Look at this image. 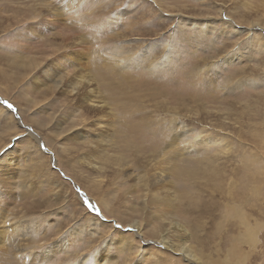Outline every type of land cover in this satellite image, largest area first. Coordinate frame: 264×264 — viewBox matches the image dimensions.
Returning a JSON list of instances; mask_svg holds the SVG:
<instances>
[{
  "label": "rangeland",
  "instance_id": "1",
  "mask_svg": "<svg viewBox=\"0 0 264 264\" xmlns=\"http://www.w3.org/2000/svg\"><path fill=\"white\" fill-rule=\"evenodd\" d=\"M35 7L40 12L33 18ZM37 20L42 27L35 25ZM228 20L236 26L235 33L230 25L224 27ZM206 21L205 31L196 30V22ZM53 26L55 29H50ZM251 31L257 36L255 43L250 42ZM66 38L69 40L64 43ZM172 38L173 55H164L165 43ZM263 42L264 0H0V169L9 151L17 150L19 156H24L18 159L15 171L0 176V215H4L0 221L2 226L10 224L4 236L12 234V243L25 250L17 252L13 264H190L192 257L198 260L194 264H264V185L258 200L244 190L242 204L248 227L256 234L254 247L230 240L242 232L232 220L223 219L227 182L221 179L222 187L215 190L216 181L210 180L207 185L214 192L194 183L190 185L198 191L180 185L184 190L178 197L175 194L174 211L187 232L180 234V241L175 240L176 236L169 240L173 245L179 242L170 250V246L161 248L159 236L145 235L148 220H155L162 228L171 227L168 221H159V202L153 197L140 201L138 196L143 190L133 176L124 183L111 175L116 169L114 151L131 158L132 166L139 159L162 166L166 156H157L160 148L176 141L187 154L195 148L191 144L202 129L208 131L206 136L215 135L217 144H226L229 150L212 149L213 156L199 155L195 163L202 164L212 157L217 164H211L212 168L219 165L216 168L221 172L239 173L245 160L264 175ZM74 49L79 51V62L89 59L92 68L82 70L74 60L67 68L68 59L61 62L67 55L73 56ZM146 51L153 55L151 61L163 56L156 69L149 68L147 61L133 64L127 60L128 65L117 68L106 65L105 57L136 59L137 54ZM52 58L47 77L41 66ZM181 73L189 77L187 87L195 95L191 92L175 97L174 103L164 96L150 101L151 87L163 86ZM49 75L57 80L62 77V84L56 85ZM80 76L95 79L82 92H97L96 98H91L95 101L93 107L79 103L83 95L70 96L62 94L63 89L46 88L72 85L80 91ZM71 88H67L68 93ZM4 101L16 111L7 110ZM74 104L80 112L71 108ZM6 111L9 114L5 115ZM103 111V121L112 123L102 126L97 141L90 145L89 133ZM9 129L16 134H3ZM81 129L84 134L79 137ZM1 140L7 144L2 145ZM111 143L114 151L105 153ZM91 153L95 158L88 161L97 170L88 165L74 167L75 162L81 163L82 156ZM180 165L195 167L185 159ZM72 169L75 173L70 172ZM49 174L52 180L48 184ZM234 181L239 188V182ZM134 183L135 189L131 187ZM27 185H32L31 189ZM113 189L117 190V198H113ZM120 191L132 192L133 211L124 212L128 199L124 201ZM158 191L166 197L165 190ZM191 192L194 194L189 197ZM86 202H91L94 210ZM137 224L145 229L140 238L132 229ZM38 226L39 232L34 235ZM144 241L149 245L146 248ZM231 248L234 251L230 253ZM0 264L12 263L0 258Z\"/></svg>",
  "mask_w": 264,
  "mask_h": 264
},
{
  "label": "bare ground",
  "instance_id": "2",
  "mask_svg": "<svg viewBox=\"0 0 264 264\" xmlns=\"http://www.w3.org/2000/svg\"><path fill=\"white\" fill-rule=\"evenodd\" d=\"M63 1V0H61ZM69 0H66V2H68ZM72 3V2H71ZM46 7V6H45ZM62 9V8H61ZM60 9V10H61ZM221 9V8H220ZM219 9V10H220ZM64 10V9H63ZM42 11V10H41ZM222 11V10H221ZM34 17L35 16L37 17L39 12H40V8L38 7H35L34 8ZM45 12V11H44ZM43 12V13H44ZM47 13V12H46ZM44 16V15H42ZM49 17V16H48ZM47 16L45 17L46 19L48 18ZM51 17V16H50ZM59 20V19H58ZM57 20V21H58ZM194 21V20H193ZM209 21V20H208ZM212 20H210L211 22ZM192 22V21H191ZM209 22V23H210ZM195 23V22H194ZM193 23V24H194ZM222 23V22H221ZM60 24V23H59ZM62 24V23H61ZM191 24V23H190ZM196 28H199V29H196V28H193V29H196L198 31H205V29H207V21L206 22H202V23H199V22H196ZM35 25H38L37 27H42V25L38 22V20L36 21ZM45 25V24H43ZM64 25V24H63ZM224 27L227 26V25H230L231 27H233L234 29V33H235V25L232 24L231 21L228 20V22H225L224 24ZM192 26V25H191ZM194 26V25H193ZM213 26V25H212ZM52 27V26H51ZM217 27V26H215ZM254 27V26H253ZM52 30L55 29V27L53 26V28H50ZM39 33L41 32V29L39 28ZM252 30V29H251ZM223 32V31H222ZM149 33V32H148ZM223 33H227L226 31L223 32ZM255 34V31H251L250 32V42L251 43H255L257 41V36H254ZM174 38L170 39V41L168 43H165L166 47H165V54H167L169 52V54L173 55V50H171L170 48V44L171 42L173 41ZM64 43L69 40V39H63ZM225 40V39H224ZM70 42V41H69ZM139 43V42H138ZM72 46V45H71ZM77 46V45H76ZM74 46V47H76ZM151 46V45H150ZM152 47L149 48V50L152 52ZM81 49V48H79ZM142 49V48H141ZM73 50V49H72ZM75 50V49H74ZM54 51V49H52V52ZM78 50H75V51H72L71 54L72 55H67L65 59H62L61 62H64L66 61V59H68V65H67V68H69L71 65V63L74 61L78 62L77 65L78 67H80V69L82 70H86L87 66L92 68V62H90L89 59H86L87 61L85 62H79L80 61V57H79V51L77 52ZM142 51V50H141ZM175 51V50H174ZM56 52V50H55ZM82 52V50H81ZM94 52V51H93ZM263 52H264V42H263ZM68 54V52L66 53ZM84 54V52H83ZM86 55V54H85ZM90 55V54H89ZM175 55V54H174ZM57 56V55H56ZM60 56V55H59ZM58 56V57H59ZM148 56V57H146ZM150 56H153L152 54H149V51H146L142 54H137L136 55V59H134L133 57L129 56L127 58V56H124V55H116V56H110V58H106L105 57V61H106V65L108 68H117V67H123L125 65H128L126 63V61H130L131 63L133 64H136L137 62H139V64H141V62L143 61H147L149 64V68L151 69H156L158 67V65L161 63L162 59H163V56L157 60V61H151V57ZM55 57V56H54ZM86 58H87V55H86ZM158 58V57H157ZM57 59V58H56ZM53 58L51 59L50 63H44L43 66H41V72L48 77V74H49V67L52 65L51 63L53 62ZM137 60V61H136ZM156 60V59H155ZM228 60H232L230 57L228 58ZM59 61V60H58ZM236 61V60H235ZM60 62V61H59ZM87 62V63H86ZM147 62H144V63H147ZM226 62V61H225ZM95 64V63H94ZM56 65V64H55ZM62 65V64H60ZM98 65V64H97ZM94 67V66H93ZM200 67V66H199ZM23 68V66L21 67ZM95 68V67H94ZM198 68V67H197ZM201 68V67H200ZM198 68V69H200ZM196 69V68H195ZM213 69L214 70H217V66H213ZM28 69H24V71H27ZM205 70V69H204ZM196 71V70H195ZM201 71V70H200ZM211 71V70H210ZM187 73H189L187 71ZM209 76V75H208ZM49 77H52L49 75ZM57 77V76H56ZM191 77V75H190ZM197 77V76H196ZM58 80L57 78L56 79H53V77L51 79H53V82L56 84V85H61L62 84V77L58 76ZM175 78L177 79V81L175 80ZM187 78H189L187 75H185L184 73H181L177 76H174L172 77V79H168V81L164 82L163 86L160 85V86H157V87H151L150 88V94L152 95V98L150 101H153L154 99H156L157 97L155 96H164V98H167V99H171L172 102L175 100V97H182V96H186L187 93H191L193 91H190L189 90V87H187ZM181 80H185V81H182ZM195 80V79H194ZM66 82L69 83V81L66 79ZM90 82H95V79H89V78H84L82 76L79 77V80H78V87L80 88V91L78 90V88H75V87H72V85H67V86H63V87H55L53 85H46V88L49 89V90H54V89H63L62 90V94H69L70 96H78V95H83V97L81 98V100H79V103L81 104H85V102L88 103V106L90 105L91 107L94 106L95 104V101L91 100V98H96L94 96V94H96L97 92L94 91V90H89L88 92L86 93H82L84 92V90L87 88V87H90L91 86V83ZM183 83V84H182ZM246 83V82H245ZM1 87V85H0ZM67 88H71L70 92L68 93L67 92ZM81 92V93H79ZM193 95H195V93L193 92ZM198 95V94H197ZM199 96V95H198ZM145 100V99H144ZM166 101V100H165ZM165 101H163L165 103ZM127 102V101H126ZM168 102V101H167ZM98 103V102H97ZM174 103V102H173ZM86 105V104H85ZM161 105V104H160ZM162 106V105H161ZM165 106V105H164ZM76 108V110H78L80 112V108L74 104L71 108ZM127 107V106H126ZM124 107L122 109V113H120V115L123 117L124 115V110L125 108ZM154 108V107H153ZM152 108V110H153ZM149 109H151L149 107ZM144 110V109H143ZM148 110V109H147ZM151 110V111H152ZM245 110V109H244ZM153 112V111H152ZM156 112V111H155ZM156 115V114H155ZM106 117L105 115V112L103 111V113H100V117H98L97 119L94 120V123H95V128H93L90 133H89V139L87 140V143L92 145V143L94 141H97L98 137H99V129H101V127H107L109 126L111 122L109 123H105L103 121V118ZM241 119V118H240ZM238 120V119H237ZM239 122V120L237 121ZM55 123L57 124V121H55ZM109 124V125H108ZM221 129V128H220ZM227 129V128H225ZM70 132H74L73 129H70L69 130ZM206 131L205 129H202L201 132L197 135V138L193 141V143L191 144V146L194 145V149L187 153V154H183L182 153V150L183 148L181 147V144L180 143H177L176 141H173L171 143H167L165 144L162 148L159 149L158 151V155L157 156H166V158L164 160H162L161 162L162 163V166H156L154 165V163H152L151 161L149 160H143L140 161L139 159V163L135 162L134 165L132 166V163H131V158H128L127 155L125 156L123 153H119V152H116L114 151V149H112L113 147V144H108L107 148L104 149V152L105 153H108V151H114L115 154L113 155V162L116 166V169L114 171L111 172V175L112 176H115V181L117 179L118 180H123L124 183H127V180L128 178H130L131 176H133V178L135 180H138V187H142V190H143V193L142 195L139 197L138 196V199L140 198V201L142 202H146L149 198L153 197V199L156 201V202H159L156 206V208L158 209V211H161L159 212L160 214V220L159 221H168V224L171 226L169 228H162V227H159L157 224L154 223V221L152 222L151 220H148L147 223H146V234L144 233V228L142 227L141 224H137L135 225L132 229L136 232V234L138 235V238H140V236H142L144 233L146 236H153L154 238H157L158 236L160 237L159 239V243L161 244V248H169L168 246H170V250L173 249L174 246L178 247V243L173 245L171 242H169V240L176 236L177 238L175 240H178L180 241V234H184L187 232V229L182 225L181 221L175 216V211L176 208H177V204L175 203V199H177L175 197V194L177 195V197L179 195L182 194V191L184 189H182L183 187H180V185L186 187L187 185H190L192 183H194V186L195 184L198 185V188H200L199 186H204V188L210 190L211 192H214V189L210 188L207 184L208 182H210V180L214 179L216 181V185H215V190H219L221 187H222V184H221V179L222 181L224 182H227V203H225L223 205V208H224V212H223V219L224 221H230L232 220L235 225H237L239 231H241L242 233H239V235H232L231 236V241L232 240H235V241H239V242H246L245 244L248 245L249 247H254V244L256 243V234H255V231L253 228H250L248 227V218L246 216V211H245V206L243 203L244 201V198L246 197V195H244V190H248L250 191L251 193V196L253 198H255L256 200H258L259 197L262 196V191H261V188L263 187L264 185V175H263V172L262 170H260V168L258 169L257 167H254V166H251V165H248V163L244 160L243 161V165H242V170L241 172L238 171V169H236L239 173H236V171H231L230 169V172H221L220 170H217V168H219V165L218 167L216 166L217 164L213 161H211L213 158L212 157H209V160L208 161H205L204 163L202 164H197L195 163V159L196 157H198L199 155H203L205 156L206 154H211L212 155V152L211 150L212 149H221V148H226L227 150H229V147H227V145L225 144L224 146H219L217 144V141L219 140L215 135H212V136H206ZM231 133V132H230ZM3 134H8V135H15L16 134V131L14 130V132H11V130H7L5 131ZM78 136L79 137H82L84 132H83V129L81 130H78L77 132ZM151 134V133H150ZM177 137V136H176ZM222 138V137H221ZM229 139V138H228ZM227 139V140H228ZM223 141V140H222ZM230 141V140H229ZM1 142L3 143L2 145H6L7 143L4 142V140H1ZM228 143V141H227ZM232 143V142H231ZM217 144V146L215 145ZM223 144V143H222ZM221 144V145H222ZM229 144V143H228ZM211 145V146H210ZM213 145H215L213 147ZM230 145V144H229ZM186 146V145H185ZM210 146V147H208ZM237 146V145H236ZM133 147V146H132ZM181 147V148H180ZM204 147V148H203ZM232 147V146H231ZM252 147V146H251ZM1 148V147H0ZM115 148V147H114ZM191 148V147H190ZM116 149V148H115ZM127 149V148H125ZM225 149V152L227 151ZM241 149V148H240ZM238 149V150H240ZM121 150V149H120ZM139 150V149H138ZM222 150V149H221ZM128 151V150H127ZM127 151L125 152L127 154ZM131 151V150H130ZM137 151V150H135ZM217 151V150H215ZM241 151V150H240ZM211 152V153H210ZM239 152V151H238ZM244 152V151H243ZM131 153V152H130ZM216 154V152H214ZM227 153V152H226ZM240 153V152H239ZM238 153V154H239ZM132 154V153H131ZM153 154V152H152ZM219 154V151L218 153ZM216 154V155H217ZM144 155V154H143ZM149 155V154H148ZM112 156V154H109V157ZM136 156H138V154H136ZM224 156V154H223ZM226 156V155H225ZM131 157V155H130ZM134 157V156H133ZM132 159H135L133 158ZM147 157V155H146ZM149 157V156H148ZM215 157V156H214ZM217 157V156H216ZM215 157V158H216ZM219 157V156H218ZM24 159V156H19L18 155V152L17 150H12V151H9L5 157H4V160H5V166L3 169H0V176H3L4 174L7 173L8 170H14L16 169L18 166L17 164V161L18 159ZM88 158H95V156L93 155V153L90 154V156H82V159L80 160L81 163H77L75 162V168L77 167H80L81 165H88L89 168L91 169H94V170H97L98 168L94 165V164H91L89 161H88ZM137 158V157H136ZM141 158V156H140ZM41 159V157L38 158V161ZM71 159V158H70ZM73 159V158H72ZM142 159V158H141ZM181 159H185L186 161H191V163H194L195 167H191V165L189 166H184V165H180V160ZM219 159V158H217ZM137 160V159H136ZM219 160H222V159H219ZM218 160V161H219ZM224 161H226V159H223ZM222 160V161H223ZM193 161V162H192ZM249 161V160H247ZM252 161V160H251ZM29 162V161H28ZM104 162L105 163H108V160L105 158L104 159ZM147 162H149L147 164ZM207 162V163H206ZM69 163V162H68ZM72 163V162H71ZM131 163V164H130ZM206 163V164H205ZM216 164L215 166V169L212 168L211 166L213 164ZM218 163V162H217ZM242 163V162H240ZM139 164V165H138ZM205 164V165H204ZM212 164V165H211ZM137 165V166H136ZM200 165V166H199ZM204 165V166H203ZM254 165V164H253ZM148 166V167H147ZM210 166V167H208ZM221 166H222V163H221ZM134 169H133V168ZM208 167V168H206ZM68 168V167H67ZM74 168V169H75ZM222 168V167H220ZM237 168V167H236ZM69 169V168H68ZM74 169L70 170L71 173H75L74 172ZM223 170V169H222ZM15 171V170H14ZM11 174V173H10ZM7 175V174H6ZM49 178H48V184L49 182L52 180V177H51V174H49ZM136 175H139V179H136ZM7 177V176H6ZM11 177V176H10ZM3 178V177H2ZM9 178V177H7ZM78 178V176H77ZM95 179L99 180L100 179V176H94ZM109 178V177H108ZM125 178V180H124ZM132 178V177H131ZM4 179V178H3ZM6 179V178H5ZM4 179V180H5ZM111 179V178H110ZM188 179V181L186 180ZM112 180V179H111ZM189 180H193V182H190ZM238 181L239 184H240V187L237 188L235 187V181ZM0 181H1V178H0ZM82 181V180H81ZM120 181V182H121ZM133 181V180H131ZM187 181V182H186ZM110 182V181H109ZM112 182V181H111ZM110 182V183H111ZM116 183V182H115ZM11 184V183H10ZM9 184V185H10ZM118 184V183H117ZM120 184V183H119ZM106 185V184H105ZM127 185V184H126ZM31 186L29 187V185L26 186V188H29L31 189ZM111 186V185H110ZM124 186V184H123ZM191 186V185H190ZM193 186V184H192ZM191 186V188H192ZM207 186V187H206ZM11 187V185H10ZM107 187V186H106ZM116 189H119L117 187V185L115 186ZM126 187V186H125ZM129 187V186H128ZM132 188H136L135 186V183L133 185H131ZM137 187V189H138ZM189 187V186H187ZM186 187V188H187ZM197 187V186H196ZM121 188V187H120ZM130 188V187H129ZM131 188V189H132ZM115 189V188H114ZM113 189V190H114ZM165 190V192L163 194H166V197L164 195H161L159 193L158 190ZM194 189V188H192ZM196 189V188H195ZM194 189V190H195ZM122 190V189H121ZM130 190V189H129ZM182 190V191H181ZM192 190V191H194ZM197 191L199 189H196ZM5 191V190H4ZM25 191H22V195L24 196L25 194ZM115 191V194H114V197L113 198H117L116 197V191L117 190H114ZM135 191V190H134ZM133 191V192H134ZM6 192V191H5ZM8 192V191H7ZM122 192V191H120ZM119 192V193H120ZM209 192V191H208ZM118 193V192H117ZM124 197H125V200L124 201H127L128 199V202L127 204H124V207H125V213L128 211V209L131 211L134 210L135 208V204L133 202V199L132 198V192L128 191V192H122ZM184 193V192H183ZM192 195L190 194V196H193V192H191ZM210 193V192H209ZM111 195V194H109ZM139 195V194H138ZM186 195V194H185ZM28 196V195H27ZM134 196V195H133ZM184 197V196H183ZM188 197V196H187ZM188 197V199H189ZM15 198V197H14ZM112 198V199H113ZM192 198V197H191ZM264 198V197H263ZM84 200H87L86 198H83ZM111 199V198H110ZM21 200V199H20ZM114 200V199H113ZM12 201V200H11ZM14 201V199H13ZM116 201V200H114ZM150 201V199L148 200ZM261 201V200H259ZM117 202V201H116ZM130 202V204H129ZM180 202V201H178ZM91 203V202H90ZM118 203V202H117ZM120 203V202H119ZM140 203V202H139ZM162 203V204H160ZM175 203V204H174ZM144 204V203H143ZM110 205V204H109ZM153 205V204H152ZM253 206V205H252ZM7 208V207H6ZM30 210H32V208H29ZM3 210V209H2ZM27 210V209H26ZM154 210V209H153ZM149 211V210H148ZM1 212V211H0ZM6 212V211H5ZM146 212V211H145ZM144 212V213H145ZM151 212V211H149ZM143 213V214H144ZM1 214V213H0ZM3 216L0 217L2 218L3 220ZM85 216V215H84ZM116 217V215H115ZM140 218V217H139ZM155 218V217H154ZM89 222V221H88ZM134 223V222H133ZM9 227H10V224L6 225L5 226H2V221H0V258L2 259H5L8 263H12L13 264V257L16 258L18 256L17 252H21V251H25L24 249L21 250L19 249L18 247H16L13 243H12V234H8V236H4L8 231H9ZM259 227V225H257V228ZM264 227V226H263ZM3 230H2V229ZM39 226H38V229L34 230V235L37 233V231L39 230ZM221 228V224L219 226V230ZM42 229V228H41ZM42 232V230H40ZM39 232V231H38ZM37 235V234H36ZM69 236V235H68ZM75 237V236H74ZM3 238V240H2ZM71 238V237H70ZM175 238V237H174ZM183 238V237H181ZM144 245H143V248H146V245L149 246L147 244V241H144ZM4 243L6 245H4ZM234 245V244H233ZM182 247V246H181ZM18 248V249H17ZM142 248V249H143ZM64 249V248H63ZM62 251V250H61ZM162 251V249H161ZM160 251V252H161ZM234 249L231 248L230 249V253L233 252ZM157 252V251H156ZM173 252H176V251H173ZM188 253V252H187ZM186 253V254H187ZM174 254H178V253H174ZM190 255V254H189ZM191 256V255H190ZM140 257V256H139ZM146 257V256H145ZM192 257V256H191ZM193 259V261H192ZM191 260H188V262L190 264H194L196 261V259H194V257H192ZM108 260V259H107ZM140 260V258H139ZM110 261V260H109ZM112 261V260H111ZM116 261V260H115ZM103 262V261H102ZM114 262V261H113ZM103 264V263H102ZM106 264V263H105ZM225 264V263H224Z\"/></svg>",
  "mask_w": 264,
  "mask_h": 264
},
{
  "label": "snow or ice",
  "instance_id": "3",
  "mask_svg": "<svg viewBox=\"0 0 264 264\" xmlns=\"http://www.w3.org/2000/svg\"><path fill=\"white\" fill-rule=\"evenodd\" d=\"M2 103L6 105V109H7V110H11L12 112H15V111H16V109L14 108V106H13L11 103H8L7 101H4V102H2ZM7 114H9V113L6 111L5 115H7ZM0 122H2V120H0ZM41 147H43V145H41ZM86 203H87V207H88L89 209L94 210V206L91 205L90 202H86ZM117 227H119V226H117Z\"/></svg>",
  "mask_w": 264,
  "mask_h": 264
}]
</instances>
